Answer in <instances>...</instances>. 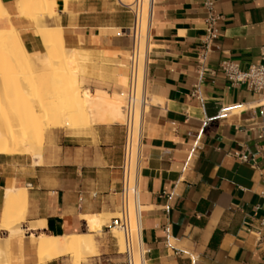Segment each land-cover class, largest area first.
<instances>
[{
    "label": "crops",
    "instance_id": "crops-1",
    "mask_svg": "<svg viewBox=\"0 0 264 264\" xmlns=\"http://www.w3.org/2000/svg\"><path fill=\"white\" fill-rule=\"evenodd\" d=\"M1 1L9 16L0 19V29L13 24L27 53L44 55V41L20 13L19 0ZM133 1L57 0V15L45 23L63 28L69 49L130 53L134 17L127 6ZM212 1L222 17L220 37L200 72L206 0H154L147 69L153 103L140 176L149 264H264V94L232 85L220 71L224 61L243 71L261 61L264 0ZM116 77L127 83L126 71ZM83 90L92 127L48 128L41 156L0 154V224L4 192L14 187L28 194L23 227L46 226L11 240L10 264H39L32 233H92L96 252L88 264H125L109 224L96 234L84 220L115 215L120 207L124 92ZM239 151L249 153V162L235 157Z\"/></svg>",
    "mask_w": 264,
    "mask_h": 264
},
{
    "label": "bare ground",
    "instance_id": "bare-ground-1",
    "mask_svg": "<svg viewBox=\"0 0 264 264\" xmlns=\"http://www.w3.org/2000/svg\"><path fill=\"white\" fill-rule=\"evenodd\" d=\"M64 2L69 3L70 0H64ZM55 3H57V0H19L18 2V8L20 13L23 16H26L29 19H31L36 24V34L44 41V44L46 46V53L42 56L32 57L30 58L31 61L27 60V58L31 56L27 53V49L22 41L20 32L11 23H9L8 28L0 29V91L3 90L2 88H4V91L6 90L8 92L7 95L5 94L7 97L3 95L5 92L1 93L3 95V99L0 96V102L2 101L0 105H2L3 103L4 106H7V108L3 106L0 107V120H1L0 122L2 123L4 121L3 123H5L4 127L0 126L3 127V129L0 128V154H9V155L30 154L31 156L32 155L41 156L42 152L36 149L35 144L36 142L39 143V140L43 142L45 138L44 137L46 133L45 130L42 129L41 126L38 127L37 126L38 123H36L38 117L40 116L39 113L42 112H44L43 116L44 115L46 117L48 116L49 119L48 125L51 128L52 127L70 128L76 130L77 129L76 127L79 125L78 119H85L87 126L92 127L93 125L90 121V116L86 108L85 99L82 95V92L80 91L81 86L79 81V74L81 72L82 73L85 72L89 62L93 58L92 52L86 50H76V49L67 48L65 44L63 28L61 27L51 28L52 26L49 27V25L48 26L46 25L45 17L53 18L57 15L54 8ZM144 3H145L144 6L145 12H144V19L142 22L141 41H140V47L142 52L144 51L145 48V31H146V22H147L146 12H147V7L151 3V0H144ZM8 16H9V12L2 4V1L0 0V19L7 18ZM59 43L65 47L64 49L65 51L64 55H66L65 70L62 75L60 74V77L57 80H55V82L57 83V87H59V89L63 91L61 92V95L58 97L56 96L55 93L56 91L54 92L55 96L57 97L56 101L55 100L54 101L56 104H58V106L60 105V107H55L53 109V113L49 114L46 113L47 108L45 109L43 108L45 107L44 105L46 104H44L45 100L42 101L41 99L42 97H40L41 96L40 92L39 91H38L39 93L36 92L37 91L36 89L35 92L27 91L25 89L24 83L22 81H21L22 83H19L20 82L19 70L20 68L21 70L22 69L26 70L25 68H27L30 70H34L36 72L38 71V73L39 70L42 69L47 71L48 69L47 67L50 66V61L51 59H53L52 56L54 54V50H53L54 44H59ZM104 54H107L108 56L111 55L112 53L110 51L109 52L106 51ZM62 59H64V57ZM21 64L24 65L21 67ZM53 66L54 65L50 66L49 68ZM15 70H17V73H15ZM24 70H22V72H25ZM36 72L35 74H37ZM51 74L53 73L51 72ZM54 75H56L55 72ZM41 78L43 79L44 75L43 77L41 76ZM31 79L32 78H30V80ZM31 87L33 88V84L31 85ZM28 95L30 97L32 96L31 97L32 99L28 98ZM27 98L37 102L35 103V106L36 105L37 106L36 108H34L35 111H32L33 109L31 110L33 114L29 111V107L28 109L27 107H25L30 112V113L28 112L30 116L28 115L27 112H25L27 113L26 117L29 116L30 118L32 116L30 120L25 121L26 120L25 119L26 117L24 116L25 113L23 114L22 111L24 108L21 109L20 111L17 108L24 107V104L26 102L30 104V101H28ZM5 101H7L6 104L11 105V107L13 106L16 107L15 109L17 110L15 111L16 112L18 111L19 115H17L16 118L15 114L14 113L13 114L15 116L14 117L15 121L17 122L13 120L15 123H12V121L10 123L9 122L10 116L6 117L9 119H5L4 117L5 112L3 109L5 108V111H7L6 109L11 108L8 107V105L4 104ZM62 105H64L65 107H63ZM43 109L46 111H44ZM2 111L4 114L2 113ZM8 111L9 112L7 113H10V110ZM44 125L47 124L45 123ZM79 127H81V125ZM27 205H28V194L25 188L18 189L15 193H13L10 197H8V199L4 204V209L2 212V223L0 224L1 225L0 229L7 231L9 230V228L6 230V226L9 225L10 222L12 223L15 222L18 224L19 229L17 228L18 230L16 231L14 230L13 232L10 230V232L11 234L17 233L14 236L15 238L16 236H18L17 238H22L23 234L26 232L25 229L38 230L43 228L45 226L43 221L32 223L27 228L23 227L25 213L21 212V208H23L22 211H24L25 208L27 209L28 207ZM108 216L110 215H106V216L85 215L84 220L92 224V229L94 231H100L103 225L106 224L105 218L108 219ZM15 226L17 227L16 224ZM114 231L116 232L115 233L116 236L118 238H121V242L123 243L122 235L118 232V230L114 229ZM10 232H8L9 236L11 235ZM29 237L33 238L36 242L37 260L39 264H45L54 260L65 258L66 256L76 258L78 261H80L83 258L94 255L96 252V243L94 241L92 233L71 234L65 236H53L51 234H44V233L35 236L32 233L29 235ZM8 238L7 237L5 239L0 238V246L10 251L11 241L9 243ZM1 247H0V264H10V252H6L7 250L2 251ZM1 259H3V262Z\"/></svg>",
    "mask_w": 264,
    "mask_h": 264
},
{
    "label": "built area",
    "instance_id": "built-area-1",
    "mask_svg": "<svg viewBox=\"0 0 264 264\" xmlns=\"http://www.w3.org/2000/svg\"><path fill=\"white\" fill-rule=\"evenodd\" d=\"M144 0H134L127 7L133 14V25L128 34L133 39V47L128 59V83L123 105L124 122L121 124L125 131L123 158L121 164L120 207L109 224L123 237V251L119 252L125 258V264H149L147 251L142 238L143 208L141 205L140 176L143 162V142L145 138L146 116L152 106L148 93V58L150 54L151 28L154 16V0L147 7V22L145 31V48L140 47L141 29L144 19ZM207 16L205 20V37L199 54V70L204 71L209 55L216 40L220 37V22L222 17L215 12L212 0H206ZM220 71L232 85H245L250 91L264 94V48L261 61L252 65L247 71L240 69L232 61H224ZM199 93L195 86L193 96ZM235 157L240 162H249V153L239 151ZM264 198V185L260 191ZM117 239V238H115ZM118 240V239H117Z\"/></svg>",
    "mask_w": 264,
    "mask_h": 264
},
{
    "label": "rangeland",
    "instance_id": "rangeland-1",
    "mask_svg": "<svg viewBox=\"0 0 264 264\" xmlns=\"http://www.w3.org/2000/svg\"><path fill=\"white\" fill-rule=\"evenodd\" d=\"M66 4H68V3H66ZM54 8H55V11H56V13H57V3H55L54 4ZM64 49H65V47L64 46H62L60 43L59 44H54V48H53V50H54V54H53V56H52V58L54 59H51V61H50V66H52V65H54L53 67H51V68H49V67H47L48 69H47V71L46 70H44V69H42V70H39V73H38V71L36 72V71H34V70H30V69H27V68H25L26 70H24V69H22V70H24L25 72H22V70H21V68H20V70H19V72H20V75H19V77H20V82L19 83H24V86H25V89L27 90V91H30V92H35V89L37 90L36 92H40V97H42L41 99H42V101L43 100H45V103L44 104H46L47 105V107H46V105H44L45 107H43L44 109L45 108H47V112L46 113H49V114H52L53 113V109L55 108V107H60V105L58 106V104H56L55 103V101H56V99H57V97L58 96H60L61 95V92L63 91V90H61V89H59V87H57V83L55 82V80H57L59 77H60V74L62 75L63 73H64V70H65V59H66V55H64V53H65V51H64ZM62 51V52H61ZM62 53V54H61ZM64 55V56H63ZM105 55V56H104ZM27 57V56H26ZM64 57V59H62ZM93 58H92V60L89 62V64H88V67L86 68V70H85V72H81L80 74H79V81H80V86H81V89H80V91L82 92V93H85L84 92V90L83 89H86V88H89L91 91H96L97 89H106L109 93H114L115 91H117V92H124L123 93V95H122V98H120V99H123L124 100V103H125V94H126V88H127V83H128V78H127V83L125 84V85H120L119 83H118V81H117V77H116V73H120V72H122L123 70L124 71H126V74H127V77H128V69H127V66H128V59H129V57H130V53H115V54H111V55H108L107 56V54H104V53H101L99 56H92ZM111 57V58H110ZM30 58H32V57H29V58H27V60H30ZM101 58V59H100ZM105 58V59H104ZM109 58V59H108ZM59 59V60H58ZM26 60V61H27ZM31 61V60H30ZM29 62V61H28ZM24 64H21V67L23 66ZM24 68V67H23ZM53 69V70H52ZM50 70H52V71H50ZM56 70V71H55ZM63 70V71H62ZM50 71V72H49ZM18 72V73H19ZM35 72L37 73V74H35ZM51 72L53 73V74H51ZM54 72H55V74L56 75H54ZM59 72V73H58ZM15 73H17V70H15ZM25 73V74H24ZM47 73V74H46ZM86 73V74H85ZM44 75V78L42 79L41 78V76L43 77V75ZM46 74V75H45ZM83 74V75H82ZM48 75V76H47ZM21 76H23V77H21ZM47 76V77H46ZM35 77V78H34ZM30 78H32L31 80H30ZM34 78V79H33ZM39 78H41V79H39ZM49 78H51V79H49ZM22 79V80H21ZM46 79V80H45ZM35 80V81H34ZM22 81V82H21ZM28 81V82H27ZM33 81V82H32ZM38 83H37V82ZM44 82V83H43ZM45 82H46V84H45ZM30 83H32L33 84V88L31 87V85L32 84H30ZM40 83V84H39ZM50 83V84H49ZM26 84V85H25ZM41 84H43V85H41ZM37 85V86H36ZM46 85V86H45ZM50 87H49V86ZM28 86V87H27ZM40 86V87H39ZM42 86V87H41ZM31 87V88H30ZM41 88V89H40ZM42 88H44V89H42ZM47 88V89H46ZM49 88V89H48ZM3 90H1L0 91V96L2 97V99H3V95H7V91L5 90L4 91V88H2ZM30 89V90H29ZM109 89H110V91H109ZM33 90V91H32ZM46 90V91H45ZM61 90V91H60ZM42 91V92H41ZM56 91V92H55ZM3 92H5L3 95L1 94V93H3ZM38 92V93H39ZM54 92L56 93V96H55V94H54ZM5 95V96H6ZM7 97V96H6ZM32 97V96H31ZM29 95H28V98H30V99H32ZM54 97H55V99H54ZM27 98V99H28ZM30 99H28V101H30V104L28 103V102H26L25 104H24V107H19V108H17V109H19V111L21 110V109H26L25 107H27V109H28V107H29V111L33 114V112L32 111H35L34 110V108H36V106H35V103H37V102H35L34 100V102L32 101V100H30ZM50 99V100H49ZM52 99V100H51ZM6 100V99H5ZM55 100V101H54ZM4 101V100H3ZM48 101V102H47ZM2 102V101H1ZM0 102V103H1ZM6 102L7 101H5V103L4 104H6ZM29 104V106H28V104ZM34 103V104H33ZM50 103V104H49ZM6 105H8V104H6ZM50 105V106H49ZM1 106H3V107H6L7 108V106H4L3 105V103H2V105H0V107ZM63 107H65L64 105H62ZM8 107H11V105H8ZM33 107V108H32ZM16 107H11V108H9V109H6L7 111H5V108L3 109L4 110V112H5V114L3 113V111H2V113L5 115H3L4 117H5V119H9L10 121V123H11V121H12V123H15V122H17V121H15V116H16V118H17V115H19V113H18V111L16 112L15 110H17V109H15ZM31 108V109H30ZM22 110L23 111V114L25 113V112H29L27 109L26 110ZM33 109V110H32ZM43 109V110H44ZM49 109V110H48ZM8 110H10V113L12 114V116H11V114L10 113H7V112H9ZM32 110V111H31ZM44 111H46V110H44ZM16 112V113H15ZM29 112V113H30ZM15 114V116H14V114ZM18 113V114H17ZM27 113H25V117H26V115H27ZM29 113H28V115H29ZM21 114V113H20ZM42 114V115H41ZM43 114H44V112H42V113H39V117H38V120H37V122L36 123H38L37 124V126L39 127V126H41L42 127V129H44L45 131L48 129V128H51L49 125H48V122H49V119H48V116L46 117L45 115V117L43 116ZM22 115V114H21ZM9 117V118H6V117ZM30 116V115H29ZM29 116L28 117H26L25 119V121H27V120H30V118L32 117H30L29 118ZM28 118V119H27ZM15 122H14V121ZM17 120V119H16ZM1 121V120H0ZM41 121V122H40ZM4 122V121H3ZM1 123L0 122V126H3L4 127V124L5 123ZM8 122V121H7ZM28 122H30V121H28ZM123 122H124V120L120 123V124H123ZM25 123V122H24ZM47 124V125H44V124ZM3 124V125H2ZM50 124V123H49ZM78 126L76 127L77 129V131H81V130H86L87 128H89L90 126H87V124H86V120L85 119H78ZM83 124V125H82ZM85 124V125H84ZM81 125V127H79ZM3 127H0L1 129H3ZM41 130V129H40ZM36 135H39V134H36ZM41 140H39V143L38 142H36V149L37 150H39L40 152H42V150H43V146H44V140H43V142H41ZM41 145V146H40ZM18 189H15L14 187H10V188H8V189H6V191L4 192V200H3V203L5 204V202H6V200L8 199V197H10L13 193H15L16 191H17ZM4 209V208H3ZM23 210V208H21V212L22 213H25L24 214V223H23V225L25 224V221H26V214H27V209L25 208L24 209V211H22ZM114 216H116V214L115 215H110V216H108V219L107 218H105L106 219V224H104V225H108V224H110V222H111V219L114 217ZM12 222H10V224L9 225H7L6 226V230L9 228V230H7L6 232L8 233V232H10V230L13 232L14 230L16 231V230H18L19 228V226H18V224L17 223H15V222H13L12 224H11ZM15 224L17 225V227L15 226ZM31 225V224H30ZM29 225V226H30ZM1 226V225H0ZM18 228V229H17ZM102 231H103V228L100 230V231H97L96 232V234H100V233H102ZM116 232L113 230V234H114V237L115 238H117L118 239V244H119V246H120V249H121V251H123V247H122V242H121V238H118L117 236H116V234H115ZM120 233V232H119ZM9 234V233H8ZM8 234H5V233H1V229H0V238H2V239H5L6 237L8 238V237H10V238H8L9 239V243H10V241L12 240V238L17 234V233H12L11 234V232H10V236L8 235ZM28 235L26 234V232L23 234V236H22V238L23 239H26V237H27ZM18 236H16V238H17ZM15 238V237H14ZM13 238V239H14ZM94 238H95V240H96V236H94ZM97 241V240H96ZM123 241V240H122ZM122 243V244H121ZM98 244V243H97ZM3 246V245H2ZM1 247V246H0ZM1 250L3 251H5V250H7V249H4V247L2 248L1 247ZM6 252H10V251H6ZM66 262H68V263H70V264H82V263H84V264H88V262H89V258H83L82 260H80V261H78L76 258H72V257H70V256H66L65 258H63ZM2 260V262H3V259H1Z\"/></svg>",
    "mask_w": 264,
    "mask_h": 264
}]
</instances>
